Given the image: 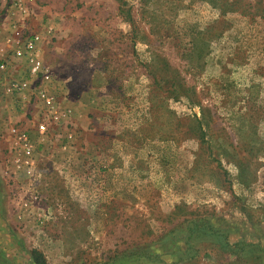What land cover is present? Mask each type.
<instances>
[{
	"label": "rangeland",
	"instance_id": "1",
	"mask_svg": "<svg viewBox=\"0 0 264 264\" xmlns=\"http://www.w3.org/2000/svg\"><path fill=\"white\" fill-rule=\"evenodd\" d=\"M26 21L70 113L39 143L0 85V172L24 128L47 170L0 175V264H264V0H36Z\"/></svg>",
	"mask_w": 264,
	"mask_h": 264
},
{
	"label": "built area",
	"instance_id": "2",
	"mask_svg": "<svg viewBox=\"0 0 264 264\" xmlns=\"http://www.w3.org/2000/svg\"><path fill=\"white\" fill-rule=\"evenodd\" d=\"M35 3L36 0H0V85L5 95L26 108L24 112L40 143L60 129L70 111L61 107L60 97L49 88L52 76L39 52L40 33L30 29L26 21L35 12ZM29 132L17 129L8 136L7 165L0 172L8 184L16 174H23L31 185L47 173L37 166L39 155ZM31 191L28 200L20 197L12 204L27 209L38 197L35 190ZM38 200L39 197L35 202Z\"/></svg>",
	"mask_w": 264,
	"mask_h": 264
},
{
	"label": "trees",
	"instance_id": "3",
	"mask_svg": "<svg viewBox=\"0 0 264 264\" xmlns=\"http://www.w3.org/2000/svg\"><path fill=\"white\" fill-rule=\"evenodd\" d=\"M29 254L35 264H44L42 257L35 250H31Z\"/></svg>",
	"mask_w": 264,
	"mask_h": 264
},
{
	"label": "crops",
	"instance_id": "4",
	"mask_svg": "<svg viewBox=\"0 0 264 264\" xmlns=\"http://www.w3.org/2000/svg\"><path fill=\"white\" fill-rule=\"evenodd\" d=\"M10 130V129H9ZM8 132H10V131H8Z\"/></svg>",
	"mask_w": 264,
	"mask_h": 264
}]
</instances>
